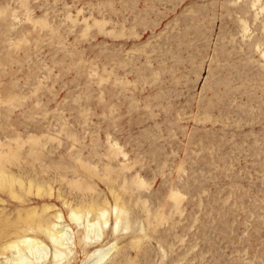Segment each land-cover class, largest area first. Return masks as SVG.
Returning <instances> with one entry per match:
<instances>
[{"label":"rangeland","instance_id":"1","mask_svg":"<svg viewBox=\"0 0 264 264\" xmlns=\"http://www.w3.org/2000/svg\"><path fill=\"white\" fill-rule=\"evenodd\" d=\"M0 173V264H264V0H0Z\"/></svg>","mask_w":264,"mask_h":264},{"label":"bare ground","instance_id":"2","mask_svg":"<svg viewBox=\"0 0 264 264\" xmlns=\"http://www.w3.org/2000/svg\"><path fill=\"white\" fill-rule=\"evenodd\" d=\"M17 184L20 185V187H23V183L21 181L10 178V176L7 177L0 173V187L9 188L12 191V194H14L13 188ZM32 216H31L32 218H29L28 220H26V224L30 229H38L44 232L53 241V243L58 245L59 247L68 246L67 244V241L69 240L68 234L66 233L64 229L58 230V227H59L58 225H54L53 228L50 229L43 224L42 218H40V216L39 218H36V217L34 218V215ZM77 218H78V215L73 213L72 219H77ZM20 244H25L24 246L30 251V253L33 256H35L37 260L41 259V256L39 257L36 256L39 250H41L44 253L45 258L48 256L46 247L43 246L41 242L36 241L32 238H24L8 247V249H10L13 253V256H12L13 258L10 259V261H8L7 264H33L32 260L24 255V250L21 248L22 245L20 246ZM63 255L64 253H62V251L55 249V254H54L55 260H58L59 258L62 259L61 257H63Z\"/></svg>","mask_w":264,"mask_h":264}]
</instances>
